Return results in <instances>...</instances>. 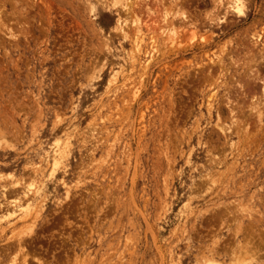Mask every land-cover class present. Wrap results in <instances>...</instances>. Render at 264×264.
I'll return each instance as SVG.
<instances>
[{
  "label": "rangeland",
  "instance_id": "374dc122",
  "mask_svg": "<svg viewBox=\"0 0 264 264\" xmlns=\"http://www.w3.org/2000/svg\"><path fill=\"white\" fill-rule=\"evenodd\" d=\"M125 1L0 0V264H264V0Z\"/></svg>",
  "mask_w": 264,
  "mask_h": 264
},
{
  "label": "bare ground",
  "instance_id": "6f19581e",
  "mask_svg": "<svg viewBox=\"0 0 264 264\" xmlns=\"http://www.w3.org/2000/svg\"><path fill=\"white\" fill-rule=\"evenodd\" d=\"M96 1V3H98V4H100V5H106L108 2H107V0H95ZM113 1H116V0H113ZM125 1V0H124ZM194 1V0H193ZM215 1H216V3L218 2H220L221 0H214V2L213 3H215ZM140 2V1H139ZM139 2H138V4H139ZM142 2V1H141ZM157 2L159 3H164V1L163 0H157ZM186 2H187V0H186ZM136 3V2H135ZM146 4H148V3H146ZM89 5H90V8H92V9H94V5L90 2L89 3ZM109 5L111 6V5H113V6H116V7H118V9H120L121 10V12H123V13H125V15H126V17L129 15L130 17H132V21L131 22H133V24H137L138 23V19L136 18V12L137 11H135V9H134V2L132 3L131 2V0L130 1H125L124 3H117V2H109ZM164 5V4H163ZM163 5H161V6H163ZM216 5V4H215ZM218 5V4H217ZM142 6V5H141ZM136 7H138V6H136ZM143 7H144V4H143ZM242 7H243V1L242 0H230L228 3H227V6H225V7H223V10H224V15L222 16V17H217V18H210V19H208V21H214V20H216L217 22V24H221V23H223V22H226V26H228L230 29H232L233 27H236V26H238L239 25V23H237V22H230V23H228L227 22V18H226V15L228 14V11L227 10H229L230 11V9H233L232 11H230V12H232V13H236L238 16H240L241 17V15H242ZM140 8V7H139ZM148 8V7H147ZM116 10H117V8H116ZM120 10H118V11H120ZM144 10V9H143ZM148 11V13L147 14H149V12H151L150 11V9H148L147 10ZM167 11V10H166ZM152 13H154L153 11H152ZM166 13V12H165ZM184 13V12H183ZM245 13V12H244ZM182 14V13H181ZM217 14V13H216ZM161 15V14H160ZM183 15V14H182ZM188 15V14H187ZM118 17H117V19H116V22H117V25H118V29L121 31V34L123 33V34H125V33H127L126 32V29L128 28L125 24V18L124 19H121V15L118 13V15H117ZM153 16V15H152ZM163 16V15H162ZM185 16V15H184ZM243 16V15H242ZM245 16H246V14H245ZM12 17V16H11ZM134 17V18H133ZM140 18V17H139ZM245 20H247V17H243ZM11 19V18H10ZM152 19H153V17H152ZM242 19V18H241ZM8 20V19H7ZM186 22V21H185ZM125 23V24H124ZM18 24V23H17ZM139 24V23H138ZM145 24V23H144ZM147 24V23H146ZM148 25V24H147ZM169 25V24H168ZM4 26V25H3ZM131 26H133V25H131ZM131 26H129V27H131ZM144 26H146V25H144ZM223 26V25H222ZM10 27V26H9ZM13 27V26H12ZM17 27V26H16ZM147 27V26H146ZM151 27V26H150ZM166 27V26H165ZM14 28V27H13ZM131 28H133V27H131ZM135 28H137L136 30H139L140 28L139 27H135ZM135 28L133 29V33H134V35H136L135 33H137V32H134L135 31ZM130 29V28H129ZM128 29V30H129ZM131 30V29H130ZM20 31V30H19ZM171 31H173V30H171ZM9 34V33H8ZM168 34H169V32H168ZM252 34V33H251ZM257 34V33H256ZM6 35V34H5ZM134 35H132V36H134ZM7 36V35H6ZM11 36V35H10ZM129 36V35H128ZM127 36V37H128ZM135 37V36H134ZM133 37V38H134ZM169 38V37H168ZM212 38V37H211ZM12 39V38H11ZM262 40V48H259L258 50H256V53H254L253 55H251L252 57L250 58L249 56H248V58H250V60L253 62V66L255 65V64H257L256 63V60H255V58L256 57H258V58H260V60L261 59H263V61H264V36H263V38H262V36H260L259 34H257V36L256 37H254V42H253V44L256 46V48L258 47V41L259 40ZM141 40V39H140ZM253 40V39H252ZM14 41V40H13ZM134 41H135V38H134ZM133 42V41H132ZM201 44V43H200ZM213 44V43H212ZM204 46L206 47V46H209V42H208V40H205V42H204ZM253 46V45H252ZM220 47V46H219ZM223 48V47H222ZM252 48V47H251ZM250 48V49H251ZM223 50V49H222ZM232 50V49H231ZM247 51V50H246ZM249 52H250V50H248ZM247 51V52H248ZM234 52V51H233ZM248 52V53H249ZM248 53H247V55H248ZM251 54H252V52H251ZM229 55V54H228ZM242 55H244L243 54V52H242ZM241 55V56H242ZM249 55H250V53H249ZM246 57V56H245ZM240 58V57H239ZM247 58V57H246ZM222 59V58H221ZM221 59H219V62H222L221 61ZM236 60V59H235ZM235 60H233L232 61V63L234 64V63H237V62H235ZM259 60V61H260ZM258 61V62H259ZM263 61H261V62H263ZM245 62V61H244ZM216 63V62H215ZM231 63V64H232ZM245 63H247V61L245 62ZM249 63V62H248ZM251 63V62H250ZM255 63V64H254ZM264 63V62H263ZM230 64V63H229ZM260 64H258L257 66H259ZM231 66V65H230ZM235 66V65H234ZM255 67H256V65H255ZM262 67V66H261ZM263 67H264V65H263ZM202 68V67H201ZM251 68V69H250ZM249 69H246L247 71L249 70V72H248V74H250V75H247V76H249L248 77V80L249 81H251V83H253L252 81H255V80H258L259 78H261V76L259 77V75H261V74H259L260 72H258V71H260L261 70V68L260 67H258L260 70H252L253 69V67H250ZM263 69V68H262ZM264 70V69H263ZM199 72V71H198ZM214 72V71H213ZM226 73V72H225ZM236 73V72H235ZM118 74V73H117ZM239 74V73H238ZM247 74V73H246ZM244 76V75H243ZM245 77V76H244ZM209 78V77H208ZM211 78V77H210ZM241 78V76L239 77V79ZM243 80H244V78H242ZM209 80V79H208ZM262 81L263 83H264V76L262 75V78L261 79H259V81ZM203 81V80H202ZM232 81V80H231ZM247 80H245L244 82H246ZM248 83V82H247ZM250 83V82H249ZM250 83V84H251ZM250 84H249V87H250ZM247 85V84H246ZM252 85V84H251ZM260 85V84H259ZM263 85V84H262ZM248 86V85H247ZM242 88H243V86H241ZM253 87V86H252ZM245 88H247V87H245ZM244 88V89H245ZM253 88H255V87H253ZM248 89V88H247ZM251 89V88H250ZM252 91V89L250 90V92ZM257 92V91H256ZM262 94H261V97H257L255 100H252L251 101V103H250V106H251V108H250V111H254V113H256V116H257V118L260 120V121H262V114H261V111H260V109H259V107H258V104H260L262 101H264V85H263V88H262ZM259 94H260V92H259ZM214 98V97H213ZM231 98V97H230ZM251 98H255V97H251ZM225 100V99H224ZM223 100V101H224ZM247 101V100H246ZM249 101V100H248ZM240 102V101H239ZM263 103V102H262ZM262 103H261V105H262ZM222 105H224V104H222ZM231 105V104H230ZM236 108V107H235ZM237 109V108H236ZM229 111L230 112H232V108H230L229 109ZM264 111V110H263ZM237 112H239V111H237ZM242 112V111H241ZM241 112H239V113H241ZM242 113H244V112H242ZM263 113V112H262ZM248 114V113H247ZM240 116V115H239ZM243 117H245V115L243 116ZM250 117V116H249ZM239 118V117H238ZM241 118V117H240ZM246 121V120H245ZM250 123V122H249ZM254 123V122H253ZM244 125V124H243ZM229 129H230V127H228ZM223 129V128H222ZM226 129V128H225ZM240 129H241V127H240ZM228 130V129H227ZM224 133H225V131H223ZM231 133V132H230ZM226 134V133H225ZM262 138V137H261ZM46 154V153H45ZM49 156H51V158H50V165H51V167L53 166H56L58 163H59V159H60V156H58V154H57V152L55 153V151L51 154V155H46V156H44L45 157V159H47V158H49ZM49 160V159H48ZM40 164V163H39ZM45 165H47V164H45ZM41 166V165H40ZM38 166H37V164H36V168H37ZM52 167V168H53ZM50 168V167H49ZM40 169V168H39ZM37 173V171L35 170L34 171V173ZM29 190V189H28ZM27 190V191H28ZM25 193H26V191H25ZM19 198V197H18ZM17 198V199H18ZM21 198V197H20ZM14 202V201H13ZM16 202V201H15ZM25 202V201H24ZM19 205H21V202H17ZM16 203V205H18ZM23 203V202H22ZM24 204V203H23ZM5 205V204H4ZM15 206V205H14ZM33 206V205H32ZM11 208V207H10ZM31 208H33V207H31ZM12 209V208H11ZM10 210V209H9ZM8 210V211H9ZM14 210H16V209H14ZM32 210V209H31ZM30 210V211H31ZM17 211H18V209H17ZM28 212V209L26 210L25 209V212ZM24 212V213H25ZM14 213V212H13ZM17 213V212H16ZM15 213V214H16ZM20 213H22L23 214V211L22 212H20ZM29 213V212H28ZM31 213V212H30ZM14 215V214H13ZM25 214H23V216H24ZM28 215H30V214H28ZM26 216H27V213H26ZM27 255V254H26ZM25 259V258H24Z\"/></svg>",
  "mask_w": 264,
  "mask_h": 264
}]
</instances>
